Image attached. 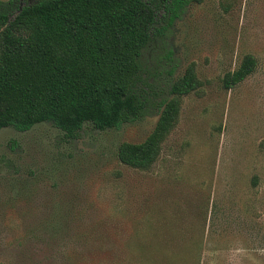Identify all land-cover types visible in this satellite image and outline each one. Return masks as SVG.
<instances>
[{
  "label": "rangeland",
  "instance_id": "374dc122",
  "mask_svg": "<svg viewBox=\"0 0 264 264\" xmlns=\"http://www.w3.org/2000/svg\"><path fill=\"white\" fill-rule=\"evenodd\" d=\"M168 43L200 86L150 169L118 150L159 115L75 138L0 130V264H264V0L193 2ZM247 56L254 72L225 89Z\"/></svg>",
  "mask_w": 264,
  "mask_h": 264
},
{
  "label": "trees",
  "instance_id": "16d2710c",
  "mask_svg": "<svg viewBox=\"0 0 264 264\" xmlns=\"http://www.w3.org/2000/svg\"><path fill=\"white\" fill-rule=\"evenodd\" d=\"M193 2L201 0H0V130L50 123L75 138L87 123L105 131L159 115L146 140L118 150L123 164L150 169L178 122L180 98L200 86L194 67L176 78L173 52H159ZM256 65L247 56L224 88Z\"/></svg>",
  "mask_w": 264,
  "mask_h": 264
}]
</instances>
